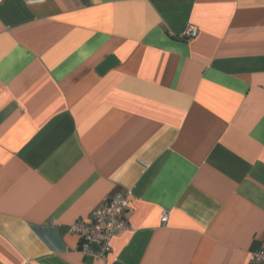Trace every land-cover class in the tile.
<instances>
[{"label": "crops", "instance_id": "0c3cea01", "mask_svg": "<svg viewBox=\"0 0 264 264\" xmlns=\"http://www.w3.org/2000/svg\"><path fill=\"white\" fill-rule=\"evenodd\" d=\"M116 194L130 230L85 257L70 227ZM260 249L264 0H0V264Z\"/></svg>", "mask_w": 264, "mask_h": 264}, {"label": "built area", "instance_id": "2783aa9c", "mask_svg": "<svg viewBox=\"0 0 264 264\" xmlns=\"http://www.w3.org/2000/svg\"><path fill=\"white\" fill-rule=\"evenodd\" d=\"M35 2V1H33ZM197 32L188 28L184 38H195ZM129 211L128 195L116 194L95 209L87 222H76L70 230L80 238V249L85 257L107 262L111 240L130 230L126 219ZM166 220V215L163 221ZM93 247H96L94 249ZM250 264H264V249L249 254Z\"/></svg>", "mask_w": 264, "mask_h": 264}]
</instances>
